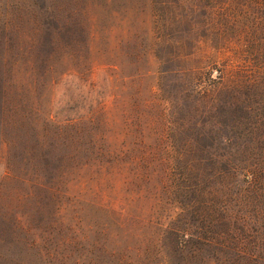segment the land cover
Instances as JSON below:
<instances>
[{
	"label": "rangeland",
	"instance_id": "obj_1",
	"mask_svg": "<svg viewBox=\"0 0 264 264\" xmlns=\"http://www.w3.org/2000/svg\"><path fill=\"white\" fill-rule=\"evenodd\" d=\"M54 35L55 44L75 51L91 44L105 64L95 66L86 85L63 82L53 116L65 105L60 101L90 93L104 107L112 144L156 148L145 152L157 157L153 180L135 193V207L153 225L145 238L119 233L118 222L131 224L119 218L130 196L121 178L100 191L88 167L71 171L73 202L63 196L54 203L44 193L40 205L48 206L35 208L18 201L22 186L7 185L0 214L11 208L15 215L19 207L33 219L29 232L27 224H2L0 264H72L70 230L57 224L49 243L54 262L41 258L40 235L45 221L63 215L56 208L75 202L87 226L111 234L92 235L105 244V252L94 249V264H121L112 250L123 253L126 244L133 248L129 264H264V0H0V84L15 62L37 63ZM32 123L5 129L15 143L16 173H32L44 156L54 168L69 162L71 149L40 130L37 137ZM52 178L40 174L45 184H55ZM175 226L189 232L183 254L173 253L171 236H164Z\"/></svg>",
	"mask_w": 264,
	"mask_h": 264
},
{
	"label": "trees",
	"instance_id": "obj_2",
	"mask_svg": "<svg viewBox=\"0 0 264 264\" xmlns=\"http://www.w3.org/2000/svg\"><path fill=\"white\" fill-rule=\"evenodd\" d=\"M54 41L55 35L51 36V44L44 49H39L42 53L38 55L37 63L33 59L26 60L22 64L15 62L7 78L0 84V170L4 168L3 174L0 173V211H5L2 196L3 188L7 185L22 186L25 189L23 194H18V201L27 200L34 204L35 208L48 206L47 204L40 205L42 194L46 193L54 203L57 198L69 196L70 184L75 179V173L71 171L88 167L92 170L89 177L90 184L100 191L106 188L113 190L116 188L115 181L121 178L130 200L128 207L123 208L125 211L119 213V218L125 221L131 220V224L123 226L122 222H118L119 233L125 232V236L133 239L145 238V230L153 225V218H147L143 211L139 212L135 207L137 199L135 193L140 196L142 185L150 184L153 180L158 169L155 166L157 157L146 155L145 152L154 151L156 148L143 142L125 145L121 148L112 144L107 134L104 107L101 102L94 104L95 99L90 93L85 94L86 96H78V102L73 95H70L68 101H60L65 105L53 116L55 95L62 83L78 80L86 85L95 66L98 63L105 64L102 62L104 57L102 54L98 57L100 62L94 58V49L91 44L84 45L75 51L71 48L60 47ZM73 102L76 104L72 107ZM18 120L33 122L31 126L37 137H39L37 134L40 130L46 140L52 136L57 144L70 148L71 152L67 157L70 164L62 159V164L54 168L49 165V160L44 156V163L37 166L32 173L17 174L12 155L15 143L5 134V129L16 131ZM45 147L46 142L43 144V148ZM82 149L85 153L84 160H80ZM118 150L121 153L131 152L133 155L123 158L118 154ZM158 165L163 167L167 163L161 158ZM145 170L147 172H144ZM40 174L53 176L52 180L55 184H45L40 179ZM62 184L64 186H60ZM136 188L140 189L139 193L136 192ZM69 197L68 201L73 202L77 195ZM17 211H20L19 207ZM17 211L13 215V210L7 208L4 215L0 214V230L2 224L6 223L14 229L21 230L27 224L26 232H29V223L33 219L32 214ZM56 214L61 215L58 222L54 220L48 224L46 221L43 223L45 226L40 235L41 258L48 262L57 260L58 257L52 253L49 243L52 237L54 239L57 224H59L63 229L70 230L74 236V244L71 243L73 246L71 256L66 260L71 261L72 264H94L92 260L94 249L102 246L100 252H105V244L93 240L92 235L96 233L108 238L111 236L108 228L97 230L96 226L94 228L87 226L83 222L81 210L76 207V202L67 208H56ZM12 215V221L8 222ZM195 233L191 234L192 237L199 240L200 236ZM183 234L185 235L182 239ZM187 234L189 232L182 230L180 226L172 227L164 232V236H171L173 253L183 254L187 251L190 242L185 239ZM31 246H38V242L32 241ZM124 247L125 252L123 253H120L118 249L112 250V256L115 258L118 256L121 264H129L128 253L133 251V248L128 244Z\"/></svg>",
	"mask_w": 264,
	"mask_h": 264
}]
</instances>
